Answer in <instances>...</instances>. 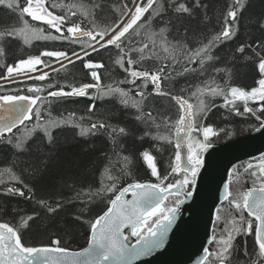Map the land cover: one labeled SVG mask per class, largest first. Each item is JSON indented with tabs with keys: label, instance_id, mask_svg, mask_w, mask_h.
I'll return each mask as SVG.
<instances>
[{
	"label": "snow or ice",
	"instance_id": "6c2138e0",
	"mask_svg": "<svg viewBox=\"0 0 264 264\" xmlns=\"http://www.w3.org/2000/svg\"><path fill=\"white\" fill-rule=\"evenodd\" d=\"M5 4L10 10H18L22 19L26 16L30 17L31 21L43 22L59 35L50 33L43 35V29L31 27L27 20H23L22 28H14L0 35L9 38H15L18 34L23 35L25 43L29 38L41 37L66 40L72 43L79 42L80 51L44 50L38 55L19 59L14 66L7 65L6 73L0 75V81L6 82L0 84V88L17 82V77L21 74L30 80L45 81L49 77L47 71L32 75V73L39 72V66L47 67L43 57L55 58L57 61L68 60L69 64L83 60V67L90 71L95 83H82L79 86L50 84L47 98L63 100L70 97H84L89 95V90H95L98 95L90 97L93 103L88 106L89 120L92 118L91 114L95 112V101L98 98H115L125 110H135L132 119L137 124L144 125L141 138L151 136L158 141H165L169 138L153 131V129L158 130L160 124L157 123V117L153 115L151 109L148 112L143 110L147 101L153 96L169 97L177 102L180 114L173 125L175 156L170 162V173L161 176L155 163V157L147 150L141 153L142 159L151 170V177H155L160 183H141L137 180L120 188L117 194L121 174L124 172V167L117 168V165L129 160L128 156H120V152H123L125 147L120 140L126 138L130 130L126 126L108 122L112 117H107L97 119L87 127L81 123H72L71 126L79 129L80 137L103 135L114 149L119 148V152L113 153L115 159L112 156H104L109 166L105 167L101 173L103 177L101 184L105 185L107 182L108 186L95 192L91 189L77 191L74 182L67 183L65 187L74 193L72 199L64 197L57 200L36 199V183L42 180L49 171L56 143L54 130L69 124L70 121L64 120L63 117L53 119L51 111L44 107L47 98L38 95L0 94V108H5L9 113L8 117L0 116V147L8 151V156L0 162L6 165L3 171H0V197L34 201L47 216L55 215L75 202L87 204L96 197H102L104 191L114 196L109 200L106 210L95 220L88 222L87 247L82 251H69L68 248L61 246L58 238H50L48 245L28 246L23 242L22 235L16 227L0 222V264H133V261L140 257L150 255L164 245L167 232L183 203L180 197H193L197 187L196 178L204 165L202 153L212 147L210 137L218 135L212 126H203L200 119L210 110L209 105L215 107L211 99L223 97V107H230L237 115L250 114L259 124L253 130L258 132L264 130V40H257L254 44L241 43L234 53L233 58L239 54L244 57L245 61L251 60L255 65L259 78L255 81V86L250 89L246 90L239 86L224 88L216 85L213 87L211 84L214 81L206 80L203 85H197L196 91L192 92L193 96L198 97V103L195 106L183 95H173L165 90V84L172 79L173 74L177 77L197 73L203 76L206 63L219 61L214 50L223 42L234 38L236 35L234 26L238 25L242 9L246 5L242 0H234V3L228 6L223 26L211 38L196 32L189 37L188 29L185 28L184 41L173 43L168 39L170 29L167 25H171L174 20H181L185 15L189 18H197L198 10L204 7L201 0H191V6H189V0L185 2L147 0V4L136 3L132 8L126 4L124 7L127 11L121 13L120 19L102 28L95 24L94 19H92L90 28L74 23L71 19L77 15L76 10L84 18L94 16L95 8L101 7L98 5H93L92 12L83 3L69 5V13L59 15L49 9L46 0H26L23 6L16 0H8L7 3L6 0H0V5ZM55 7V5L52 6V8ZM149 9L151 13L145 18V13H148ZM169 11L172 12V16L162 21L165 27H161L158 32H144L142 37V30L149 28L154 18H162ZM125 19L127 22H124ZM258 28L264 32V20L258 23ZM190 42L196 43L197 47H190ZM110 46L118 50L114 64L122 69L126 76L125 79L118 81L116 86L109 84L101 88V77L97 70L103 68L104 65L87 58ZM249 50L251 55L246 56L245 53ZM134 54H139L137 59L133 58ZM146 60L162 62L152 68L138 67ZM61 67L63 68L64 65L61 64ZM177 68H182V71H177ZM222 71V69H216L217 73ZM120 85L130 87L125 88ZM149 85H151V92L146 91ZM44 90L41 87L28 88L30 93H40ZM181 91L183 92L184 89ZM206 97L211 98L208 103H206ZM50 102L49 100V105ZM241 103L242 112L238 106ZM250 105H258V107ZM45 114L47 119H45ZM69 117L74 121L75 113H70ZM33 118L35 123L32 127H28L25 122H31ZM84 119L80 117L81 121ZM163 121L166 125L169 123L167 117H164ZM194 133L197 137L202 134L203 140L194 138ZM37 136L40 139L34 144L33 141ZM182 149H186V162L182 156ZM245 171L254 178L253 182L259 185L258 188H250L233 196V193L229 191V183L223 184V199L229 200L240 213L239 226L231 228L226 226L222 233L227 234L217 237L215 221H218L219 217H215L212 241L216 243L217 248L210 251L208 247H204L203 255L197 264H208L213 257L219 264H264V154L260 155L258 163L248 162L245 165ZM114 172L116 174H113ZM177 174L182 178H177L174 183L168 182L166 186H162L170 176ZM231 176L232 172L229 170V177ZM127 193H131V199H125ZM169 197L174 198V204H165ZM11 212L19 214L15 208L11 209ZM245 212L247 217L244 215ZM84 214L82 209L73 219L83 223ZM38 218L39 216L33 213L27 219H22L21 226H27ZM126 229H130L132 237H137L135 244L128 243L129 237L125 235ZM250 235L254 237L251 250L247 243ZM238 237L244 239L242 248L235 243Z\"/></svg>",
	"mask_w": 264,
	"mask_h": 264
},
{
	"label": "trees",
	"instance_id": "16d2710c",
	"mask_svg": "<svg viewBox=\"0 0 264 264\" xmlns=\"http://www.w3.org/2000/svg\"><path fill=\"white\" fill-rule=\"evenodd\" d=\"M135 0H46L50 10H53L55 14L63 15L69 13V5L73 4H85L88 6L90 12L93 11V5H98L94 10V16L84 18L77 11V15L72 19L74 23L82 24L85 28L92 27V19L95 24L102 28L105 25L114 23L119 20L122 12H126L124 7L126 4L130 8ZM8 0H6V3ZM21 6H23L26 0H16ZM185 2V0H180ZM246 5L242 9V14L239 18V23L234 26L236 35L230 41L223 42L217 49L214 50L215 56L219 58L218 62H208L205 65V74L203 76L197 74H185L177 77L173 74L171 80L165 84V90L170 91L173 95H183L189 99L195 106L198 103V97L193 96L192 92L196 91L197 85H203L206 80H213L214 83L211 86L219 85L224 88L231 86H239L246 90L255 86V81L259 78L253 61H245L243 56L234 53L236 48L241 43H255L257 40H264V32H261L258 28V23L264 20V0H242ZM139 4H147V0H139ZM234 0H201V4L204 6L197 12V18H189L183 16L181 20H174L171 25H167L170 29L168 39L173 43L184 41L185 28L188 29V36L191 37L193 32L203 34L208 38L215 35L223 26L224 16L230 4H233ZM55 5V8L52 6ZM167 7V5H165ZM189 6H191V0H189ZM151 9L148 13H145V18L150 15ZM172 16V12L169 11L167 15L156 17L150 22V27L142 30V37L144 32L155 31L158 32L161 27L166 25L162 22L168 20ZM23 20H27L31 27H38L44 30L43 35H59L55 33L53 29H50L43 22L31 21L30 17H20L18 10L13 11L7 8L5 5H0V34L6 33L12 29H18L23 27ZM203 21V23H201ZM179 25V27H178ZM179 33V35L177 34ZM86 39V38H82ZM206 42V41H205ZM127 43V41H125ZM139 46V45H137ZM190 47H197L196 43L190 42ZM44 50H60V51H80L79 42L72 43L66 40H51L44 38H29L25 43L23 35H17L15 38H9L5 35H0V75H4L6 72V66L12 65L19 59L27 58L28 56L38 55ZM139 54H134L133 58L137 59ZM163 55V53H161ZM245 55H251V51L245 53ZM118 56V50L114 46H110L104 50L94 53L91 59L95 62H100L104 65L101 69L97 70L101 77L100 87L105 88L107 85H117V82L125 79L126 73L114 64L115 59ZM148 56V53H145ZM45 64L51 65L54 63L55 58H42ZM74 60V58H73ZM162 61L146 60L142 65H138L142 69L152 68ZM84 61H75L69 64L68 61L62 63L55 68L49 69V77L45 81H37L34 79H27L26 77L17 78V82L8 84L7 87L0 88V94H14V95H38L42 98H47L48 85L56 84L59 86L72 85L79 86L82 83H95L91 78L90 71L83 67ZM43 66V65H42ZM44 67V66H43ZM55 69V71H53ZM216 69H222L220 73L216 72ZM177 71H182V68H177ZM6 82H0L5 84ZM121 87L128 88L129 85H120ZM29 87H41L45 90L40 93L28 92ZM184 89L182 92L181 90ZM190 89V90H189ZM151 85L146 89L147 92H151ZM95 90H89V95L84 97H70L63 100L47 98L44 102L46 110H50L52 118L57 119L63 117L64 120L70 121L69 124L61 126L59 129H55L56 143L52 153L51 163L49 171L45 177L36 183V199L51 198L53 200L60 199L62 197L66 199H72L73 192H70L65 185L67 183L75 184V190H88L93 192L102 187H106L101 184L103 177L101 173L105 167H108V161L104 158L105 155L113 156L114 152H119V148L113 147L108 141L106 136L96 137H80L78 135L79 129L72 127V123H81L87 127L91 122L100 118L112 117L108 122L113 124H119L120 126H126L130 130V134L120 140L123 144L124 151L120 152V156H128V162H121L117 165V168L124 167V172L121 174V180L118 188H121L128 182L140 181L160 183L155 177H151V170L147 167V163L142 159L141 153L145 150L149 151L155 157V163L158 168V172L161 176L168 175L171 171L170 162L174 160L175 156V144L173 139L174 122L179 118L180 110L177 102L172 101L169 97H151L146 105L144 111L148 112L152 110L154 116L157 117V123L160 124L158 130L153 129L157 134H163L169 139L165 141H158L151 136L147 138H141L142 131L144 130L143 124H137L132 116L135 114V110H125L123 106L119 104L118 99L115 98H98L95 101V112L91 114V120L88 119V106L93 103L90 99L91 96H97ZM135 95V92H133ZM209 99L206 97V103ZM49 100L50 105H49ZM211 103L215 104V107L209 105V111L206 116H201V122L203 126H212L218 133L216 137H210L212 143H221L231 138L247 133L254 127L258 126V122L250 114L237 115L230 107H223V97H216L211 99ZM240 111H243L242 103L238 105ZM258 107V105H250ZM75 113V120H70L69 114ZM80 117H84L83 121ZM168 118V124L166 125L163 118ZM45 114V119H47ZM35 123V119L31 122L26 121L25 124L28 127H32ZM23 130V129H22ZM223 130V131H221ZM15 132V130H14ZM230 134V135H229ZM19 135V133H17ZM194 138L203 140L201 134L197 137L194 133ZM40 139L39 136L33 141L35 144ZM170 140V142H169ZM8 156L7 149L0 147V162H2ZM252 158L241 161L235 164L232 169V176L229 178V191L235 196L237 193L246 191L247 188L252 186H259L254 183V178L250 176V173L245 171V165L248 162H254L259 160ZM6 166L0 163V171H3V167ZM113 174H116L115 172ZM177 178H182L177 174L170 176L169 180L164 182L162 186H166L168 182H173ZM113 197L112 194L103 192L102 197H96L87 204H81L75 202L69 206L63 208L55 215H44V213L38 208L34 201H28L20 198H5L0 197V222L9 223L10 226L16 227L22 235L23 242L28 246L48 245L50 238H58L61 241V246L69 249H77L84 246L88 239L89 233V221H93L94 218L99 215L109 204V200ZM172 198H168L165 204H169ZM17 209L19 214L11 212V209ZM84 211L82 217L83 223L73 219L78 215L81 210ZM36 213L39 218L31 221L27 226H21L22 219H27L29 215ZM239 211L235 209L234 205L229 200H224L216 210V216L219 217L218 221H215V235L219 237L221 234L226 235V232L222 233V230L228 227L239 226ZM247 217V213H244ZM214 235V225L212 236ZM130 241V238L129 240ZM254 242L253 236H248L247 243L251 250ZM241 248L244 244L243 237H238L235 241ZM211 250L216 249L215 242L210 241L209 247ZM211 262H218L215 257Z\"/></svg>",
	"mask_w": 264,
	"mask_h": 264
},
{
	"label": "water",
	"instance_id": "95a60500",
	"mask_svg": "<svg viewBox=\"0 0 264 264\" xmlns=\"http://www.w3.org/2000/svg\"><path fill=\"white\" fill-rule=\"evenodd\" d=\"M189 102L192 103L190 100ZM0 116L8 117L9 113L5 108H0ZM173 139L175 144L174 132ZM261 154H264V130L258 132L252 129L227 141L212 143V147L202 153L204 165L196 178L197 187L193 197L181 196L183 203L167 232L164 245L154 250L150 255L133 261V264H197L203 255V248L209 247L212 239L214 218L217 207L224 201L223 184L229 182V170L235 164L256 158ZM182 156L186 162V149H182ZM128 183L122 187L127 186ZM250 188L254 187H249L247 190ZM131 198V193L125 195V199ZM126 232L132 239L128 243L135 244L137 237L130 235V229L125 230V235ZM85 247H87V242L81 248L68 249L69 251H82ZM208 264H219V262Z\"/></svg>",
	"mask_w": 264,
	"mask_h": 264
},
{
	"label": "rangeland",
	"instance_id": "374dc122",
	"mask_svg": "<svg viewBox=\"0 0 264 264\" xmlns=\"http://www.w3.org/2000/svg\"><path fill=\"white\" fill-rule=\"evenodd\" d=\"M134 4H136V3H134ZM132 7H133V6H132ZM133 10H134V8H133ZM128 18H130V16H128ZM124 22H127V20L125 19ZM120 26L122 27L123 25L121 24ZM70 59H73V57H70ZM66 61H68V60L57 61V60L55 59L54 63L51 64V65H48L47 67H45V66H44V67H43V66H39V72L32 73V75L35 76V75H38V74H42L43 72L48 71L49 69L55 68V67H57L58 65H60V64H62V63H64V62H66ZM21 77L23 78L24 75L21 74V76H20V77H17V78H21ZM2 82H3V81H2ZM201 137H202V139H203L202 134H201ZM258 162H259V160L254 161V162H252V163H258Z\"/></svg>",
	"mask_w": 264,
	"mask_h": 264
},
{
	"label": "flooded vegetation",
	"instance_id": "af4514ba",
	"mask_svg": "<svg viewBox=\"0 0 264 264\" xmlns=\"http://www.w3.org/2000/svg\"><path fill=\"white\" fill-rule=\"evenodd\" d=\"M169 198H173V197H169ZM170 204H174V200L173 199H172V201H170Z\"/></svg>",
	"mask_w": 264,
	"mask_h": 264
},
{
	"label": "bare ground",
	"instance_id": "6f19581e",
	"mask_svg": "<svg viewBox=\"0 0 264 264\" xmlns=\"http://www.w3.org/2000/svg\"><path fill=\"white\" fill-rule=\"evenodd\" d=\"M214 225V224H213Z\"/></svg>",
	"mask_w": 264,
	"mask_h": 264
}]
</instances>
